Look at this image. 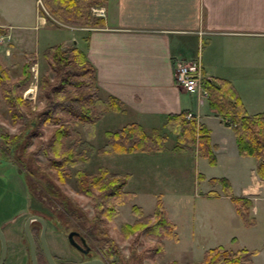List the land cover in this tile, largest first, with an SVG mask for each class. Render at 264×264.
<instances>
[{"label": "trees", "instance_id": "1", "mask_svg": "<svg viewBox=\"0 0 264 264\" xmlns=\"http://www.w3.org/2000/svg\"><path fill=\"white\" fill-rule=\"evenodd\" d=\"M105 1L40 0L42 6L37 5V12L44 16L47 25L56 28L62 26L57 21L73 26H98L102 24L101 17L92 15L90 7L101 6ZM5 29V26H0V35L5 33ZM41 56L53 74L39 77L38 98L42 100V105L38 108H31L30 100L22 95L33 78L30 66L36 62V58L33 56L24 60L14 77L10 75L9 68L0 63V99L11 123L18 124L16 133H0V164L5 161L19 163L21 172L23 170V175H27L24 176L26 185L29 176H37L38 171L44 174L42 169L32 165L36 164L38 154L43 155L45 164L61 181L69 176L71 167L82 166L94 149L99 154L169 150L180 153L192 150L207 158L210 164L215 163V144L210 142L208 128L185 110L168 113L162 122V126L174 134V141L169 148L165 132H159L158 127L147 131L134 120L105 129L104 142L95 148L91 142L95 123L106 112H123V102L113 95L102 97L99 94L95 69L78 47L72 45L64 48L60 43H53L42 50ZM203 86L208 107L215 109L219 119L232 128L238 154L251 156L255 161V173L264 180V110L247 113L234 86L227 79L205 77ZM29 145L31 147L27 148ZM25 150L31 159L23 157ZM73 175L77 190L91 199L93 209L91 219L84 220L87 225L81 222L78 226L92 254L101 257L106 264H142L144 258L162 257L164 240L177 239L175 224L167 217L158 197L153 209L147 213L143 212L140 205L131 203L130 212L134 218L119 225L115 230L116 239L125 240L132 236L131 241L135 242L138 236H142L152 240L140 251L129 245L127 257H122L114 238L107 235L106 228L97 227L98 222L105 221L112 225V217L117 215L118 206L134 196L133 191L124 187L130 173H119L100 165L95 172L77 168ZM197 177L203 178V175L198 173ZM46 178L37 176L33 184L36 189L49 195L53 185ZM207 181L212 187L220 184L243 225H252L253 219L248 213L251 205L249 197L234 195L229 181L223 176L210 177ZM4 183L0 178V191ZM209 191L215 194L214 190ZM58 202L63 210L66 208L72 216L76 215V208L67 207L60 200ZM38 245L40 252L36 249L37 264L38 254L44 256L40 243ZM254 252L255 249L251 248H231L218 244L204 249L200 260L180 264H252ZM113 256L117 262L110 259ZM166 264L178 263L170 260Z\"/></svg>", "mask_w": 264, "mask_h": 264}, {"label": "crops", "instance_id": "2", "mask_svg": "<svg viewBox=\"0 0 264 264\" xmlns=\"http://www.w3.org/2000/svg\"><path fill=\"white\" fill-rule=\"evenodd\" d=\"M37 4L38 0H34L36 22L47 27L37 12ZM102 7V24L62 25L60 28L71 31L64 35V42L56 43L82 50L95 69L99 94H110L122 101L124 111L116 113L129 114L130 120L144 129L156 127L155 123L162 126L168 113L180 110L203 123L209 130L210 142L215 144V163L210 165L220 164L221 168L219 175L202 174L205 178L223 176L234 195L249 197L248 213L253 223L247 228L256 224L264 228V180L255 173L254 159L238 154L232 128L219 119L215 109L201 107V95L178 89L173 79L177 58L199 54L203 75L227 79L247 113L264 110V0H106ZM0 23L3 26L6 22ZM9 25H5L0 38L12 37ZM14 47L20 48L18 55L22 58L30 52L22 42ZM14 61L0 63L9 67ZM95 135L96 125L93 138ZM122 154L129 153L109 155ZM206 194L213 195L209 190ZM233 212V220L242 223ZM21 215L11 222H2L6 241L2 264H30ZM46 224V234L48 230L51 241L59 245V233L49 221ZM261 240L260 247L238 243L255 249L252 264H264V234ZM63 250L60 246L55 251ZM65 251L61 255H68L69 262L76 260H71L72 250Z\"/></svg>", "mask_w": 264, "mask_h": 264}, {"label": "rangeland", "instance_id": "3", "mask_svg": "<svg viewBox=\"0 0 264 264\" xmlns=\"http://www.w3.org/2000/svg\"><path fill=\"white\" fill-rule=\"evenodd\" d=\"M35 8L34 0H0V21L6 22L5 25L10 24L9 32L12 35L11 38L8 36L0 38V60L3 63L15 60L8 67L10 75L14 77L19 72L22 63L19 62L20 60L23 58L27 60L33 56L36 58V65L33 70L34 77L24 90L29 91L27 97L30 100L31 108H38L42 105V100L38 98L40 75L52 76L53 74L46 60L41 56L42 50L47 45L58 42V40L64 42V35L71 31L68 28H56L47 25L42 15L44 25L48 28L38 25ZM43 10L47 13L45 9ZM57 22L60 25L69 26V24L60 21ZM0 26H2L1 23ZM21 42L24 47L28 46L27 49H30V52L23 58L18 55L20 48L14 47L15 44L18 45ZM201 96L204 101L201 107L207 109L205 96ZM34 97L35 103L32 101ZM130 119L129 114L106 112L95 124L96 135L91 139V142L96 147L101 145L105 140L104 129L118 127ZM155 124L159 132H165L168 135L166 145L169 148L174 141V134L160 126L159 123ZM145 128L147 131L149 130L148 127ZM17 130L18 124L11 123L0 99V133H16ZM30 147L31 145L27 148ZM24 153V158L31 159L30 156H27V150ZM35 160L36 164L32 165L44 172L41 174L38 171L37 176L47 177L46 179L51 181L53 185V190L48 195L36 189L33 184L35 183L33 180L37 177L35 174L27 178L26 185L24 176L27 177V175H23L24 171L21 172L19 163L12 161L1 163L0 178L5 182V186L0 191V221L11 222L22 213L20 223L22 222L23 226L24 220L22 221V219L27 213L44 214L52 229L57 230L60 235L59 245H54L50 233L47 230L46 234L45 231L48 248L54 261L58 264H70L68 255H61L66 252L65 250H72L74 257L71 260L76 258L77 261H80L78 260L80 259L78 253L74 251L75 247L72 248L73 246L67 237V232L71 226H78V223L82 222L83 225H87L84 220L91 219L93 212L91 199L81 194L75 186L73 171L80 168L87 172H95L100 165L119 173H130L124 187L133 191L134 196L118 206L117 215L112 217V225L109 221H105L104 223L98 222L97 227L98 229L99 227L106 228L107 235L114 238L122 257H127L129 245L133 246L136 251H140L149 245L152 239L138 236L135 242H132L133 237L129 236L125 240H117L115 230L121 223L131 221L134 218L130 212L131 203L140 205L143 212L147 213L153 209L157 197L161 200L167 217L175 224L177 239H165L163 256L153 259L144 258L142 264H166L170 260H175L178 264L184 261H197L201 259L204 249L218 244L231 248L237 247L238 243L246 247H260L263 244L261 234H264V228H258L257 224L247 228L238 219V223H236L231 217L232 213L235 215L232 205L229 199L222 196L223 191L220 184L210 186L207 181L210 177L205 178L202 174L207 176L219 175L220 164L211 166L207 158L196 156L192 150L180 153L169 150L166 152H134L109 155L99 154L94 149L82 166L76 165L70 168L69 176H66L63 181L59 180L52 169L45 164V158L42 154H38ZM198 173H201L203 178H198ZM210 189L214 190L215 194L207 196L206 191ZM59 200L67 207L70 205L76 208L74 209L76 215L72 216L66 208L63 210ZM78 228L80 227L78 226ZM60 246L64 250L56 252L55 250ZM37 250H39V245H37ZM110 259L117 262L114 256ZM38 260L39 264H47L41 253L38 254Z\"/></svg>", "mask_w": 264, "mask_h": 264}, {"label": "water", "instance_id": "4", "mask_svg": "<svg viewBox=\"0 0 264 264\" xmlns=\"http://www.w3.org/2000/svg\"><path fill=\"white\" fill-rule=\"evenodd\" d=\"M31 220H36L39 225V232H38V238L40 241V245H41V249L45 258V261L47 264H58L54 261L46 239H45V226L46 223L44 221V219L38 215V214H29L23 222V233H24V237L26 239L27 242V247H28V253H29V260H30V264H37V259H36V250H35V240L34 237L31 233L30 227H29V223ZM77 232L74 230H69L67 232V237L70 241V243L72 244L73 247H75L76 249L80 250L81 252H85L88 249V246L85 243V240L83 237L79 236V242H77L74 238H73V234H76ZM5 251H6V241H5V236L3 234V231L0 227V264H2L3 259L5 257ZM86 259L80 260V261H76L70 264H106L101 257L98 256H91V253H87L86 254Z\"/></svg>", "mask_w": 264, "mask_h": 264}, {"label": "built area", "instance_id": "5", "mask_svg": "<svg viewBox=\"0 0 264 264\" xmlns=\"http://www.w3.org/2000/svg\"><path fill=\"white\" fill-rule=\"evenodd\" d=\"M90 12L94 15H102L103 8L91 6ZM35 64L31 66L34 70ZM173 79L178 89L196 92L198 95H206V90L203 86V75L201 72L200 56L197 54L192 58H177L173 67ZM27 92L23 93L27 97ZM28 98V97H27ZM34 103V99L32 100Z\"/></svg>", "mask_w": 264, "mask_h": 264}, {"label": "flooded vegetation", "instance_id": "6", "mask_svg": "<svg viewBox=\"0 0 264 264\" xmlns=\"http://www.w3.org/2000/svg\"><path fill=\"white\" fill-rule=\"evenodd\" d=\"M29 214H33V212H29V213H27L25 216H24V218L22 219V221L29 215ZM34 214H38V215H40L43 219H44V221H45V223H47L48 222V219L44 216V214H40V213H34ZM47 225V224H46ZM1 227V226H0ZM23 227V226H22ZM29 227H30V230H31V233H32V235H33V237H34V240H35V243L38 245L39 243V238H38V232H39V228H40V225H39V223L36 221V220H31L30 221V223H29ZM70 230H74V231H76L77 233L76 234H73L72 236H73V238L77 241V242H79V236H81V237H83V234H82V231H81V229L80 228H78L77 226L75 227V226H71L70 227ZM22 232H23V228H22ZM23 235H24V233H23ZM35 235H36V237H35ZM84 238V237H83ZM84 240H85V238H84ZM85 243H86V245H87V242L85 241ZM88 246V245H87ZM73 248V247H72ZM71 248V249H72ZM75 249V248H74ZM75 252H77L78 253V255H79V257H80V259H78V260H83V259H86L87 257H86V254L87 253H91V256H95V255H93L92 254V251L90 250V247L88 246V249H87V251H85V252H81L80 250H78V249H75L74 250ZM76 261H77V259H76ZM73 262V261H72Z\"/></svg>", "mask_w": 264, "mask_h": 264}]
</instances>
